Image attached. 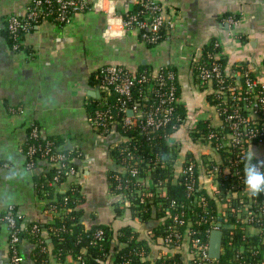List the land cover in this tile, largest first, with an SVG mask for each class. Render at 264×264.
Listing matches in <instances>:
<instances>
[{
  "label": "crops",
  "instance_id": "obj_1",
  "mask_svg": "<svg viewBox=\"0 0 264 264\" xmlns=\"http://www.w3.org/2000/svg\"><path fill=\"white\" fill-rule=\"evenodd\" d=\"M101 1L116 15L111 22L115 29L119 26L117 16L139 2ZM157 1L174 17L173 27L157 46L148 47L136 33L106 38L107 15L86 11L76 13L63 27L49 22L34 26L24 36L27 51L16 52L8 42L6 23L12 16L23 18L29 0H0V215L7 206H13L21 218V229L52 217L44 212L47 200L36 194L34 177L48 173L53 166L42 160L33 171L24 169L26 158L21 149L27 142L30 125L34 123L43 137L61 138L64 149L76 154L73 160L76 174L55 190L65 193L72 185L79 187L83 198L79 207L81 222L86 227L106 225L112 231L131 227L141 238L154 237V228L149 230V226L153 227L151 219L146 223L139 221L140 226H136L138 218H134L129 207L117 216L116 204L120 200L116 201L111 193L109 180L110 172L114 170L109 152L117 136L112 132H97L87 121L86 106L94 99L91 95L99 92L102 100L106 92L92 80L102 66H120L132 73L143 67L152 70L165 66L174 68L179 101L186 114L179 139L195 157L199 158L201 154L220 162L212 148L191 145L189 138L186 139L187 129L193 124L207 122L217 127L220 122L207 102L208 93L196 86L190 65L202 49L215 40L220 43L227 60V76L240 79L236 69L245 66L254 77L264 81V0ZM229 17L238 18L233 28L225 22ZM251 152L264 159L262 144L251 145L248 153ZM246 230L249 235L258 232L251 227ZM9 236L7 227L0 222V264H10ZM42 236L50 243L46 231H42ZM150 249L151 261L166 252L159 240L150 242ZM31 250L32 244L23 240L24 260L28 259ZM49 264L57 263L50 259Z\"/></svg>",
  "mask_w": 264,
  "mask_h": 264
},
{
  "label": "built area",
  "instance_id": "obj_2",
  "mask_svg": "<svg viewBox=\"0 0 264 264\" xmlns=\"http://www.w3.org/2000/svg\"><path fill=\"white\" fill-rule=\"evenodd\" d=\"M138 3L141 11L127 16V18L122 15L117 16L119 26L118 29H115L111 22L112 19L116 18V15L113 10H110V7L105 8L101 0L95 2L94 0H29L27 12L23 18L12 16L7 20L8 35L14 43L12 50H17V46L22 43L20 36L27 33L34 23L38 21L47 22L48 19H52L56 22L55 26H58L57 22L66 25L71 22L76 13L86 11L103 12L107 15L106 38L136 33L145 45H159L163 41L162 34H160L161 29L164 28L165 32H168L174 25V17L168 14L162 3L157 0H139ZM225 22L228 27L233 28L237 25L238 18L229 17ZM215 46H219L220 50L213 56V60L225 58L218 41H215ZM199 57L194 59L190 65V72L191 74L195 73V76L193 74L192 76L198 89L206 86L207 91L210 92V87L215 84L216 92L225 93L226 96L222 98L220 103L211 105L220 119L217 127L208 125V128L211 127L215 130L209 129L206 133H199V136L195 137L193 135L200 132L197 130L196 123L187 129V134L192 145L212 148L219 156L220 162H215L201 154L199 158L195 157L191 153V149L185 148L186 144L179 139L178 133L185 120L177 119L174 121L172 116L175 106L180 104L174 86L175 75L173 72L162 71L161 67L154 70L151 79L147 78L151 74H148L149 72L140 76L139 82H146L149 87L157 86L161 90L159 102L153 104L146 113L138 109V104L128 110L127 101L131 98L135 84L134 79H136L135 73L120 66H102L98 73L99 87L108 93L113 92L117 95L118 111L125 114L120 120L124 128H130L137 122L141 123L140 130L149 136L146 139L148 142H151L158 132H164L167 127L169 128V132L164 134V141L169 148V156L175 155L171 165L173 172L170 178L154 184L150 172L156 166L147 165L143 173H140L138 166L141 162L133 155L132 151L123 147L120 152L124 154L126 163L124 166L114 164L116 166L115 172L110 174L109 180L110 188L115 183L116 190L122 192L114 196L118 197L120 202L129 204V207L131 204L128 200L130 196H136L139 203L143 204L155 196H165L169 181L176 183L178 179L183 180L186 203L170 200L165 219L169 218L171 224L165 228V236L158 239L161 241L165 253L181 254L182 264H214L216 262V260H211L208 257L209 240H203L202 237L198 236L197 231L193 230L194 221L197 224H209L210 229L207 230L209 236L213 230H220V222L209 214L207 201L202 191L211 197L214 192L219 191L220 198H216L219 208L231 201L232 206L241 207L242 212L240 213L246 214L244 221L246 228L251 227L257 230V233H264V226L262 225L264 194L257 197L251 196L243 183L246 164L244 155L248 153L249 147L253 144H262L264 148V81L261 82L256 77L252 78L248 72H244V89L242 92H236L237 90L233 85L224 84L219 64L211 60L204 64L199 63ZM236 85H240V79L239 84L236 83ZM87 121L91 127L98 128L99 132H112L117 136L111 149L115 148L121 141H128L119 133H115L114 127L109 130L111 124H116L119 121H115L114 115L108 111H97L95 115L87 116ZM29 129L27 141L36 140L40 133L39 130L32 124ZM21 152L26 158L24 164L26 171L31 172L35 169L36 165L32 159L36 156L57 167L58 171L51 184H56L62 176L70 178L76 174V169L70 166L72 160L70 161L62 152H56L50 145H30L26 149L22 148ZM161 165L165 167L167 164L161 163ZM223 184L225 185L224 188L220 189ZM196 206L201 207L203 215L197 218L198 221L196 218L190 220V210L184 211L183 209L195 208ZM253 207L254 209H252ZM233 211L234 208L231 207L225 209L226 214H231ZM240 213L238 218L241 216ZM20 219L13 206H7L4 213L0 215V222L7 227L10 235L9 262L11 264H22L24 261V258L18 254L15 248L20 243L18 229ZM163 220H156L155 227L160 226ZM93 237L95 241H100L103 238V232L97 230ZM252 255H256V252H252Z\"/></svg>",
  "mask_w": 264,
  "mask_h": 264
},
{
  "label": "trees",
  "instance_id": "obj_3",
  "mask_svg": "<svg viewBox=\"0 0 264 264\" xmlns=\"http://www.w3.org/2000/svg\"><path fill=\"white\" fill-rule=\"evenodd\" d=\"M141 11L139 3H136L131 10L123 12L121 15L124 18L127 16L134 15ZM47 22L56 25L52 19H48ZM43 22L38 21L34 23L30 29L34 26ZM57 25L63 27L64 24L57 22ZM169 32V31H168ZM168 32L162 28L160 34L164 40ZM6 34L10 47L14 45L12 39L8 35L7 23H6ZM26 33L20 36L22 43L17 46L16 52H26L27 48L24 41ZM148 47H154L157 45L146 44ZM220 50L219 46H215V40L210 41L201 51L199 57V63H206L212 61L220 65L222 75L224 78V84L233 85L236 88V92H242L244 89L243 73L248 72L245 66H241L236 69V72L240 74V85H236L235 79L225 74L226 58H220L213 60V56ZM105 67V66H103ZM162 71L173 72L175 75L174 86L176 87L177 96L179 97V87L177 83V73L174 68L169 66L162 67ZM149 72V73H148ZM155 71L143 67L139 68L135 74L136 79L134 87L132 89L131 98L127 101L128 110L132 106L138 104V109L146 113L150 110L153 104H157L160 100L161 90L157 86L149 87L146 82H139L140 76L148 73V79H151L152 74ZM99 69L92 76L93 84L99 86L100 79L98 78ZM252 78H255L250 72H248ZM195 76V73H192ZM152 83V82H150ZM211 91H207V87H200L202 91H206L207 102L210 105L220 103L222 98L226 96L225 93H217L215 84L210 87ZM220 94V95H219ZM119 103L117 102V95L113 92H105L102 100L90 99L86 106L87 116L95 115L97 111H108L115 117L116 124H111L109 130L112 127L115 128V133H119L121 136L128 139V141H121L115 148L110 149L109 155L115 165L124 166L126 161L124 154H121V149L128 148L133 152V155L141 162L138 166L139 172L143 173L147 165L150 167L156 166L154 170H151V179L154 184L160 181L170 178L173 172L172 163L174 156H169V148L164 141V134L169 132L167 127L165 131L158 132L154 139L148 142L146 139L149 137L145 132L140 130L141 123L137 122L130 128H124L121 124V118L125 115L118 111ZM174 121L180 119L181 121L186 119L184 106L180 103L175 106L172 114ZM207 122H199L197 124V130L200 131L193 136L198 137L199 133H206L209 129L215 130L214 128H208ZM39 130V136L36 140H29L25 143L24 149L27 146H44L50 145L56 152H62L65 154L70 161V166H74V158L76 154L72 151L64 149L63 140L57 137H43L40 128L36 124H32ZM29 130L27 133L29 134ZM37 165L38 162L42 161L39 156L32 159ZM161 163H166L165 167ZM52 165V164H51ZM114 165V170L116 166ZM53 168L44 175H36L34 177V189L40 199L47 200L44 207V212L48 215H52L51 218H45L44 222L32 224L26 229L20 228V221H18L20 243L15 247L19 255L22 256L21 243L23 240H27L32 244V250L27 260H24L22 264H49L50 259H54L57 264H65L69 261V264H182L183 259L179 253H162V255L151 261L150 258V242L156 241L163 238L166 234V229L170 224L171 220L166 218V211L169 209L170 200H175L177 203H186V196L184 190V183L182 179H178L176 183L169 181L167 183L166 195L163 197L155 196L151 200L140 204L139 199L136 196H130L129 210L132 211L134 218H138L141 223H146L151 219L152 208L156 210V220H163V223L155 227L152 230L153 238L145 239L141 238L139 233L131 228L124 227L118 230L116 237H113V231L106 225H96L86 227L81 222L82 210L79 208L83 202V198L80 195L79 187L76 185L70 186L65 193L57 192L56 186L61 185L67 181V177H61L56 184H51L54 181V176L58 171L55 165ZM114 170L110 174H114ZM224 184L220 186V189L224 188ZM113 195H119L122 192L116 190L115 183L111 188ZM205 195L207 205L209 208V214L212 215L218 222H220V231L222 232V253L220 259L214 264H259L264 261L263 250H264V233H257L256 235H249L246 230L245 217L246 214L242 212L241 207L232 206V202H226L223 207H218L216 198H220L219 191L214 192L212 197L202 191ZM223 195V194H221ZM259 198V197H258ZM125 203L119 202L116 204V214L120 216L125 209ZM234 205V204H233ZM226 207L234 208L231 214H226ZM254 209V207L252 208ZM184 211L190 210V220L192 218H198L203 215L200 206L195 208H184ZM180 211V209H178ZM172 212V210H171ZM241 214L238 218V214ZM2 215V214H1ZM264 218V217H263ZM198 221V219L196 220ZM264 226V220L262 222ZM34 227H36L34 229ZM209 224H203L193 222V230H196L198 236L202 237L203 240H209ZM46 231L50 243L46 242V237L42 236V231ZM101 230L103 232V238L100 241H95L93 234ZM113 240H115L113 242ZM8 257L10 259V247L8 239ZM252 252H256V255H252ZM78 258H80L78 260ZM10 261V260H9ZM26 261V262H25ZM11 264V263H10Z\"/></svg>",
  "mask_w": 264,
  "mask_h": 264
},
{
  "label": "clouds",
  "instance_id": "obj_4",
  "mask_svg": "<svg viewBox=\"0 0 264 264\" xmlns=\"http://www.w3.org/2000/svg\"><path fill=\"white\" fill-rule=\"evenodd\" d=\"M244 186L251 196L264 194V159L258 158L254 152L244 155Z\"/></svg>",
  "mask_w": 264,
  "mask_h": 264
},
{
  "label": "water",
  "instance_id": "obj_5",
  "mask_svg": "<svg viewBox=\"0 0 264 264\" xmlns=\"http://www.w3.org/2000/svg\"><path fill=\"white\" fill-rule=\"evenodd\" d=\"M236 83L239 84V78H236ZM95 94L96 95H91L92 98H94V99L97 98L98 100H100L101 94L99 92L95 93ZM98 130H99L98 128H95V131L98 132ZM186 139L188 140V137H186ZM189 144H191L190 141H189ZM119 200L120 199L117 197L116 201H119ZM125 207L128 208L129 204H125ZM151 220H152L151 224H153V227L149 226L150 227L149 230L150 229L152 230L155 227V225H156V210H155V208H152ZM135 223H136L135 224L136 226H138V227L140 226V223H139L138 219L135 220ZM113 232H114L113 237L115 239L118 230L114 229ZM152 237H153V235H152ZM114 241L115 240H113V242ZM221 245H222V232L220 230H213L210 233V236H209V247H208V257H209V259L216 260V261L220 259V256H221Z\"/></svg>",
  "mask_w": 264,
  "mask_h": 264
}]
</instances>
